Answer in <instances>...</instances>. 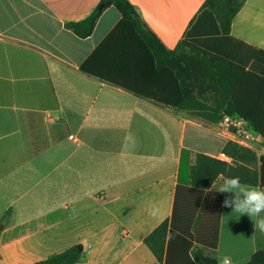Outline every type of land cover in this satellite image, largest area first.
<instances>
[{"label":"crops","instance_id":"crops-1","mask_svg":"<svg viewBox=\"0 0 264 264\" xmlns=\"http://www.w3.org/2000/svg\"><path fill=\"white\" fill-rule=\"evenodd\" d=\"M129 1L169 50L186 40L264 77L254 59L264 49V0L247 1L229 36L203 9L206 0ZM100 2L0 0V264H34L77 245L80 264L193 259L196 243L182 247L179 234L162 262L145 240L173 218L181 152L218 159L229 138L218 124L81 71L121 15L108 8L87 38L67 25ZM105 63L98 56L91 65ZM222 183L211 188L221 196L213 254L219 264H248L264 252V232L254 229L257 217L222 207L231 195L216 190Z\"/></svg>","mask_w":264,"mask_h":264},{"label":"trees","instance_id":"trees-1","mask_svg":"<svg viewBox=\"0 0 264 264\" xmlns=\"http://www.w3.org/2000/svg\"><path fill=\"white\" fill-rule=\"evenodd\" d=\"M247 1L206 0L203 9L215 16L221 33L229 36ZM110 7L118 10L121 20L82 66L83 73L209 124H219L224 115L242 117L264 139L263 76L186 40L169 50L129 0H101L86 20L67 27L87 38ZM98 56H103L106 66L94 70L91 64ZM254 59L264 65V49L258 48ZM223 153L233 159L232 164L204 154L194 156L187 149L181 152L173 218L145 240L160 262L174 235L179 234L182 247L191 249L193 242L197 245L191 264H219L213 252L221 196L211 192L212 186L220 177H239L244 186L264 188V156L232 141ZM182 214L187 221H178ZM191 228L194 234L189 233ZM84 259V249L77 245L34 264H80ZM248 264H264V252L254 254Z\"/></svg>","mask_w":264,"mask_h":264},{"label":"clouds","instance_id":"clouds-1","mask_svg":"<svg viewBox=\"0 0 264 264\" xmlns=\"http://www.w3.org/2000/svg\"><path fill=\"white\" fill-rule=\"evenodd\" d=\"M221 193H229L223 201L222 207L231 208L233 212L240 213L251 217H257L255 220L254 229L264 232V189L255 187H246L241 184L239 177H223L222 185L216 189ZM158 209L152 211L155 216ZM224 264H229L225 258Z\"/></svg>","mask_w":264,"mask_h":264},{"label":"built area","instance_id":"built-area-1","mask_svg":"<svg viewBox=\"0 0 264 264\" xmlns=\"http://www.w3.org/2000/svg\"><path fill=\"white\" fill-rule=\"evenodd\" d=\"M218 125L220 132L225 134L229 141L254 151L258 157L264 156V139L251 129L245 119L239 116L224 115ZM71 138L74 139V136ZM218 159L228 164L233 163V159L224 153Z\"/></svg>","mask_w":264,"mask_h":264}]
</instances>
